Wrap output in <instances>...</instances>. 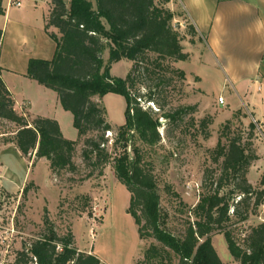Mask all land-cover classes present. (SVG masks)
<instances>
[{
    "label": "trees",
    "instance_id": "trees-1",
    "mask_svg": "<svg viewBox=\"0 0 264 264\" xmlns=\"http://www.w3.org/2000/svg\"><path fill=\"white\" fill-rule=\"evenodd\" d=\"M171 1L51 0L45 30L56 42L55 55L51 60L30 59L27 76L58 94L63 109L73 114L78 137L66 138L54 118L35 116L30 121L21 115L1 67L0 120L17 126L13 143L22 156L35 152L37 158L49 161L53 170L76 169L73 157L82 139V154L88 163L103 166L113 160L116 176L130 192L129 212L140 237L158 240L178 256V264H224L212 242L217 233L224 234L238 264H264V221L251 226L242 243L231 228L257 214L264 204V177L257 186L248 179L257 154L252 143L242 142L241 134L228 136L227 144L220 140L213 150L220 174L210 189L204 186V194L192 209L194 220L188 222L184 236L178 237L167 228L168 214L161 204L158 183L139 142L150 147L159 144L161 118L177 121L189 110L161 112L164 106L157 96L160 87L170 82L165 78L167 73L176 74L180 80L186 77L185 71L171 66L172 62L190 57L184 51V34L173 24L182 14L168 8ZM4 13V0H0V15ZM188 31L197 33L192 23ZM2 37L0 28V46ZM107 49L109 60L105 63ZM122 59L133 65L126 77H113L112 64ZM142 78L153 83L148 84L146 93L139 87ZM108 93L122 95L127 101V120L118 128L112 152L105 137L113 130L106 119L107 110L94 100ZM143 101L156 104L159 110L145 107ZM202 124L205 126L207 120ZM251 127L255 129L254 124ZM93 132L98 134L90 136ZM211 172L206 170V183L212 178ZM27 190L26 187L24 193ZM72 244L71 235L58 236L49 224L48 233L33 240L29 248L24 247L18 261L28 264L36 257L37 264H100L96 255L79 252ZM158 253L153 245L146 258Z\"/></svg>",
    "mask_w": 264,
    "mask_h": 264
},
{
    "label": "rangeland",
    "instance_id": "rangeland-1",
    "mask_svg": "<svg viewBox=\"0 0 264 264\" xmlns=\"http://www.w3.org/2000/svg\"><path fill=\"white\" fill-rule=\"evenodd\" d=\"M44 1H40L41 6H45L47 0ZM208 1L212 5L215 2ZM182 4L190 15H194L195 10L188 0H172L168 8L177 15L182 14L173 24L184 34V51L190 57L187 61L172 62L171 66L185 71L186 77L180 80L176 74L167 73L165 78L170 82L160 87L157 96L164 106L161 112L178 108L189 110L177 121L161 118L159 144L150 147L139 142L144 150V160L158 183L161 204L168 214L167 228L178 237L184 236L188 222L194 220L192 209L204 194V186L210 189L213 179L215 181L220 174V167L212 157L218 142L221 140L227 144L229 137L241 134L242 142L252 143L255 150L254 146L263 138L258 122L245 107L239 105V109L233 111L229 103L219 104L220 96L228 98L230 87L224 82L221 66L208 54L204 40L199 44L198 33H189L188 24L192 22ZM103 57L107 63L109 49ZM132 65L130 60L122 59L112 64L110 73L113 77L124 78ZM148 84L153 83L142 78L139 85L142 93L149 90ZM94 100L107 110L106 119L113 130L106 132L105 137L112 152L118 128L127 120L126 98L108 93L103 99L96 96ZM142 104L159 110L152 102L143 101ZM61 110L65 115L58 117L64 136L77 139L73 114ZM18 112L30 121L38 116L27 112L25 107ZM204 119L207 120L205 126L202 124ZM227 124L230 129H226ZM16 130L13 122L0 120V147L13 143ZM97 134L93 132L90 136ZM83 140L79 141L74 153L73 161L77 167L73 170H53L49 161L37 158L35 152L21 158V164L27 163L30 167L23 184L7 174L5 176L0 167V218L7 224L15 214V224L21 232L20 237H23L16 240L14 252L29 248L33 240L48 233V225L51 224L58 236L71 235L72 245L79 252H91L88 254L96 255L106 264H178V256L158 240L140 237L138 225L129 212L130 192L116 176L113 160L103 166L88 163L82 154ZM14 161L11 165L16 167L18 163ZM207 169L212 171V178L206 183ZM262 177L263 172L256 174L253 171L250 175L252 181H257V184L253 183L255 186ZM26 187L28 190L24 193ZM225 188L229 189L228 186ZM261 221H264V207H260L257 214L251 215L247 221L236 222L231 228L242 243L249 228ZM212 242L224 264H238L223 233L215 234ZM153 245L159 249L158 255L146 258L147 250Z\"/></svg>",
    "mask_w": 264,
    "mask_h": 264
},
{
    "label": "crops",
    "instance_id": "crops-1",
    "mask_svg": "<svg viewBox=\"0 0 264 264\" xmlns=\"http://www.w3.org/2000/svg\"><path fill=\"white\" fill-rule=\"evenodd\" d=\"M8 1L4 0L5 13L0 15L2 77L14 96L17 111L25 107L34 115L54 118L62 129L58 116L65 114L58 94L27 76L30 59L51 60L55 55L56 42L45 30L51 0H45V6L40 5L44 0H22L20 7H7ZM188 3L194 15L182 5L196 28L197 42L204 40L208 54L221 66L224 82L230 87L228 98L222 95L226 103L233 111L239 105L245 107L262 129L263 138L254 146L257 159L250 168V179L253 171L264 173V0ZM21 158L14 143L0 147L2 173L23 184L30 167L22 165ZM13 160L18 163L16 167L11 165Z\"/></svg>",
    "mask_w": 264,
    "mask_h": 264
},
{
    "label": "built area",
    "instance_id": "built-area-1",
    "mask_svg": "<svg viewBox=\"0 0 264 264\" xmlns=\"http://www.w3.org/2000/svg\"><path fill=\"white\" fill-rule=\"evenodd\" d=\"M21 5L22 0H9L7 7H20ZM218 101L220 105H224L226 103L223 96H220ZM262 207H264V204ZM20 235L21 232L17 229L15 224V214L12 216L11 221L7 224L4 223L3 218H0V264H22L18 261L20 252H14V244L16 240L23 239ZM28 264H37V258L33 257V260ZM100 264L106 263L100 261Z\"/></svg>",
    "mask_w": 264,
    "mask_h": 264
}]
</instances>
